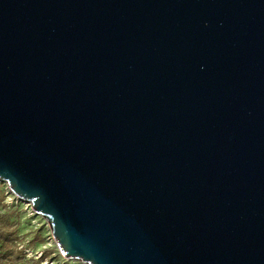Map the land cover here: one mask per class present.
<instances>
[{
    "label": "water",
    "instance_id": "95a60500",
    "mask_svg": "<svg viewBox=\"0 0 264 264\" xmlns=\"http://www.w3.org/2000/svg\"><path fill=\"white\" fill-rule=\"evenodd\" d=\"M0 181L85 264H264V0H0Z\"/></svg>",
    "mask_w": 264,
    "mask_h": 264
},
{
    "label": "rangeland",
    "instance_id": "374dc122",
    "mask_svg": "<svg viewBox=\"0 0 264 264\" xmlns=\"http://www.w3.org/2000/svg\"><path fill=\"white\" fill-rule=\"evenodd\" d=\"M12 258L20 264H85L67 259L47 220L0 181V261Z\"/></svg>",
    "mask_w": 264,
    "mask_h": 264
},
{
    "label": "trees",
    "instance_id": "16d2710c",
    "mask_svg": "<svg viewBox=\"0 0 264 264\" xmlns=\"http://www.w3.org/2000/svg\"><path fill=\"white\" fill-rule=\"evenodd\" d=\"M10 262L11 263H8L7 261H3V260L0 261L1 264H20V259L12 258Z\"/></svg>",
    "mask_w": 264,
    "mask_h": 264
}]
</instances>
